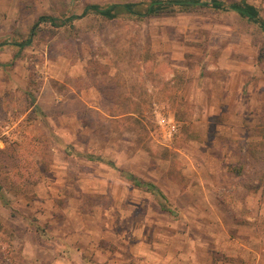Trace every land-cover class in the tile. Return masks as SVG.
Instances as JSON below:
<instances>
[{
  "label": "rangeland",
  "instance_id": "obj_1",
  "mask_svg": "<svg viewBox=\"0 0 264 264\" xmlns=\"http://www.w3.org/2000/svg\"><path fill=\"white\" fill-rule=\"evenodd\" d=\"M141 1L0 0V264H264L258 25L200 7L36 28Z\"/></svg>",
  "mask_w": 264,
  "mask_h": 264
},
{
  "label": "trees",
  "instance_id": "obj_2",
  "mask_svg": "<svg viewBox=\"0 0 264 264\" xmlns=\"http://www.w3.org/2000/svg\"><path fill=\"white\" fill-rule=\"evenodd\" d=\"M210 7L215 10L221 11H233L239 14L241 17L247 19L248 21L258 25L264 34V18L260 15V10L253 4H250L246 0H241L233 3H226L223 0H149L141 2H128V3H113L110 5H100V4H89L87 5L81 14L73 15L66 18L65 20H60L53 16H41L39 22L36 23V28L39 27L40 22H50L54 25H63L66 21H72L73 19H80L89 14H95L102 16L107 19H115L121 14L139 15L141 17H148L162 14L169 10L178 9L180 11H191L196 8ZM37 29L33 28L32 34H35ZM18 45L19 43H16ZM95 159L96 157L91 156ZM114 165V163L110 162ZM126 176L138 187L147 188L148 190L159 194L161 198L165 201L163 202V207L170 212L173 210L167 206L166 197L161 193L158 187L150 182H144L139 179L133 173L125 172Z\"/></svg>",
  "mask_w": 264,
  "mask_h": 264
},
{
  "label": "built area",
  "instance_id": "obj_3",
  "mask_svg": "<svg viewBox=\"0 0 264 264\" xmlns=\"http://www.w3.org/2000/svg\"><path fill=\"white\" fill-rule=\"evenodd\" d=\"M167 129H168V132H169L170 134H174L175 132H177L178 124L175 123L174 121H170V122H168V127H167Z\"/></svg>",
  "mask_w": 264,
  "mask_h": 264
},
{
  "label": "crops",
  "instance_id": "obj_4",
  "mask_svg": "<svg viewBox=\"0 0 264 264\" xmlns=\"http://www.w3.org/2000/svg\"><path fill=\"white\" fill-rule=\"evenodd\" d=\"M96 158H99V159H102V161H106V162H108V160H104V158H101V157H96ZM110 162H112V161H110ZM113 163V162H112ZM144 182H146L145 180H144ZM153 184V183H152Z\"/></svg>",
  "mask_w": 264,
  "mask_h": 264
}]
</instances>
